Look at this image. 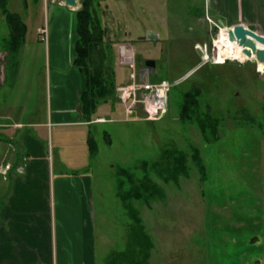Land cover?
I'll return each instance as SVG.
<instances>
[{
	"label": "rangeland",
	"instance_id": "374dc122",
	"mask_svg": "<svg viewBox=\"0 0 264 264\" xmlns=\"http://www.w3.org/2000/svg\"><path fill=\"white\" fill-rule=\"evenodd\" d=\"M155 1L157 7L151 8V2L145 1V11L138 8L137 12L145 26L160 30V38L137 39L132 35L129 41L122 37V21L119 23L109 15L102 19L100 6L95 13L104 29L108 25L109 31L116 26L121 29L112 41L105 37L104 31L102 42L104 47L112 46L109 50L112 56L109 54L105 65L114 70L115 85L129 80L130 69L119 63L118 56V44L127 42L133 46L135 68L143 73L145 82L165 79L171 83L165 115L158 120L146 119L142 105H138L135 113L126 118L115 87L113 95L99 103L92 117L94 121L84 125L85 131L80 127L60 128L52 133L42 127L26 131L40 141L43 150L40 155H33L42 159L43 164L36 163L33 167L46 173L44 178L48 179L50 173V182H55L56 195L53 197L51 192V199L57 207V225L63 230L57 245L55 241L51 243L58 254L54 262L82 264V258L93 253L95 264H106L112 251L122 249H125L123 256L141 259L142 254L137 255L139 246L129 244L130 229L134 226L129 208L135 203L147 216L146 230L154 243L149 251L152 264H264V74L259 75L254 57H246L244 61L230 57L218 41V27L212 26L209 31L208 23L197 19L201 0ZM18 2L22 6L21 0ZM15 3L9 0L8 9L16 10ZM47 5L50 8L46 15L53 11L55 16H61L62 27L72 34V38L60 39L65 53L60 61L67 72L77 71L76 66H67V55L69 62L75 51L74 10L58 3ZM127 14L130 18L131 13ZM7 31L8 24L0 12V46ZM194 40H208L203 44L207 54L204 51L200 55L193 49ZM148 59L155 61L154 66L145 65ZM77 73L82 77L81 72ZM60 85L67 95L65 105L69 106V83ZM195 85L201 89L199 115L209 112L217 119L219 137L215 140L206 141L195 121L183 122L179 118L183 94ZM89 136L95 147L89 143ZM167 146L188 153L187 177H179L178 184L166 183L150 169V177L161 185L166 198L156 204L151 199L150 204L154 205L151 211L141 201L126 205L116 194L117 168H129L139 180L144 175L141 161L156 160ZM194 148L199 150L204 166L203 178L192 157ZM7 167L3 163L0 170L7 171ZM171 204L180 206L181 214H188V219L183 220L188 222L183 224L187 227L173 224ZM218 208L247 224L252 222L254 230L250 225L240 232L229 225L220 230L215 225ZM227 219L220 218L224 224H228ZM54 223L53 220V231ZM154 225L157 227L152 228ZM252 232L256 236L253 241ZM140 249L144 251V244ZM170 257L172 261L168 260ZM182 257L188 261L179 260Z\"/></svg>",
	"mask_w": 264,
	"mask_h": 264
},
{
	"label": "crops",
	"instance_id": "0c3cea01",
	"mask_svg": "<svg viewBox=\"0 0 264 264\" xmlns=\"http://www.w3.org/2000/svg\"><path fill=\"white\" fill-rule=\"evenodd\" d=\"M8 1L6 0L7 7ZM14 1H16L14 4L16 10L12 12L20 15L26 26V32L24 43L16 55L15 71L10 69L11 62L9 63L7 48L10 33L9 25L8 31L3 35L4 42L0 46V90H2L0 92V168L3 163L8 166L7 171L2 172L0 170V264H55L58 260V254L51 243L55 241L57 245L59 234H62L63 230V228L59 230L57 225V207L52 204L51 199V192L53 197L56 195L55 182H50V173H48V179L44 178L46 173L36 171L33 167V164L36 163L43 164L42 159L33 156L40 155L43 150L40 141L32 136L30 137L26 131H35V128L39 127L45 128L43 131H51V133L66 127H80L82 131H85L84 125L94 121V118L90 121L84 120L80 110L79 95L85 86L83 74L82 77L78 75L77 71L80 72L79 69L67 72L60 61L61 55H65L62 51L63 47L60 44V39L64 40L69 36L72 38V34L66 33L64 27H62L63 18L59 15L55 16L53 11L51 15H46L50 7L44 0H21L22 6L18 0ZM76 1L77 5L75 7L65 5L74 10V13L81 6L80 0ZM145 1L151 2V8L157 7V5L154 6V3H157L155 0H95L94 4L96 6L94 9L96 11L98 6L101 7L102 19L109 15L119 23L122 21L123 24L120 26L123 31L122 37L129 41L132 35L137 39H142L140 37L148 31L156 33L157 38H160V30L145 26L139 17L137 9L141 8L145 11L143 6L147 5ZM201 1L202 9L196 17L199 21L208 23L209 31L212 30V26L207 16L223 27L242 23L264 35V0ZM127 11L131 13L132 17L127 18L129 17L126 16L128 15ZM0 12L5 18L1 7ZM40 27H46L47 29V35L44 39L41 38L38 31ZM108 27L109 25L104 29L105 37L112 41L116 38L115 34H118L121 29L116 26L114 31L112 29L109 31ZM207 41L194 40L195 47L193 46V49H196V45H203ZM113 44H116V42ZM74 58L75 51L71 59L69 57V62L67 55L68 68H74ZM259 75L263 76L262 73ZM60 83L64 85L69 83L68 88H70L71 94V104L69 106L65 105L67 95L64 93L63 88L61 89ZM52 88L53 94H51ZM98 116L101 115L96 117ZM30 156L32 158H29ZM45 180L46 184L44 183ZM165 198L166 193L164 191V197L154 198L152 203L162 201ZM133 201H141L150 211L154 206L152 203L147 204L142 200ZM134 207L138 208L135 203ZM171 208L173 224L176 225L177 223L180 227H187L183 224L188 222L183 220L188 219V214H181L180 206L171 204ZM137 210L143 232L151 240L146 230L147 216H143L140 209ZM216 215L218 219L215 225L220 230L227 228V225L236 229V232H240L241 228L247 227V225H250L254 230L252 222L247 224L246 221L240 218H234V215L224 209L218 208ZM221 217H227L228 224H224L220 220ZM53 220L55 221L54 231L52 229ZM149 220L151 221L152 218L149 217ZM254 226L256 227L255 224ZM156 227L154 225L152 228ZM130 230H132V227ZM253 232L250 236L251 241L256 239ZM141 240L142 243L135 242L131 237V243H129L130 245L139 246L137 255L142 254L141 259L139 257L138 259H131L129 255L123 256L125 249H122L121 251H112V256L110 260L106 261V264H121V261L127 264L130 261L131 263L137 261L136 264H146L145 252L140 249L145 243L143 235ZM152 244L153 248V241ZM86 255L82 258V264H95L93 253ZM168 260L172 261L173 258L170 257ZM179 260L187 262L188 258L182 257ZM147 264H152V253L150 252Z\"/></svg>",
	"mask_w": 264,
	"mask_h": 264
},
{
	"label": "trees",
	"instance_id": "16d2710c",
	"mask_svg": "<svg viewBox=\"0 0 264 264\" xmlns=\"http://www.w3.org/2000/svg\"><path fill=\"white\" fill-rule=\"evenodd\" d=\"M37 1V0H33ZM95 0H80L81 6L75 12L76 18V39H75V58L74 64L80 70L85 78V86L79 95V106L82 117L90 121L96 111L97 106L109 96H112L115 90L114 70L108 69L105 60L112 56V46H102L104 28L101 26L100 19L94 9ZM0 7L5 19L10 27L7 48L9 51L10 69L15 71L16 55L24 43L26 26L19 14L8 9L6 0H0ZM109 48V49H108ZM111 48V49H110ZM154 80V79H153ZM201 94L199 86L195 85L183 94L179 118L183 122L195 121L206 141L217 139L218 131L215 125L216 120L211 117L209 112L203 116L198 113L199 100ZM211 130V131H207ZM211 133V135H208ZM89 143L94 146L91 136L88 137ZM95 147V146H94ZM198 170L204 177V166L202 165L199 150L194 148L193 156ZM144 175L141 179H136L135 174L127 167L119 166L117 173L119 175L117 184V196L126 204L133 200H142L147 204L151 199L163 198L164 190L149 175V170L153 169L158 177L164 182H178L180 176L188 175V153L176 146H167L162 149L161 155L152 162L147 159L140 164ZM129 213L134 226L132 227V238L135 242L141 241V236L145 238L144 252L145 261L149 257V251L152 248V241L149 236L143 232L140 225L138 210L131 206ZM142 232V233H141Z\"/></svg>",
	"mask_w": 264,
	"mask_h": 264
},
{
	"label": "built area",
	"instance_id": "2783aa9c",
	"mask_svg": "<svg viewBox=\"0 0 264 264\" xmlns=\"http://www.w3.org/2000/svg\"><path fill=\"white\" fill-rule=\"evenodd\" d=\"M45 3L64 4V0H44ZM208 21L218 27L219 33L226 31L223 27L207 16ZM41 38H46V27L38 28ZM203 51L207 50L206 46H200ZM119 63L130 69L129 81L125 84L116 86L118 99L124 105L126 118L135 113L138 105H142L149 120H157L167 112V97L171 88V83L165 79L160 82H145L143 73H138L135 68V53L132 45L127 42L118 44ZM140 75V76H139ZM142 75V76H141ZM103 121V119H98ZM5 171V170H4Z\"/></svg>",
	"mask_w": 264,
	"mask_h": 264
},
{
	"label": "water",
	"instance_id": "95a60500",
	"mask_svg": "<svg viewBox=\"0 0 264 264\" xmlns=\"http://www.w3.org/2000/svg\"><path fill=\"white\" fill-rule=\"evenodd\" d=\"M65 4L70 6H76V0H64ZM229 39L231 41H238V44L242 46V52L248 58L254 55L257 63L264 64V35L258 33L257 31L250 29L243 25L242 23L234 24L227 29ZM158 35L152 31H148L145 35L140 38H157ZM198 53L201 50L196 47ZM155 61L148 59L145 61V65L148 67L154 66ZM262 72L264 73V66L262 67Z\"/></svg>",
	"mask_w": 264,
	"mask_h": 264
},
{
	"label": "bare ground",
	"instance_id": "6f19581e",
	"mask_svg": "<svg viewBox=\"0 0 264 264\" xmlns=\"http://www.w3.org/2000/svg\"><path fill=\"white\" fill-rule=\"evenodd\" d=\"M218 41L222 44V46L225 48L226 52L228 53V55L232 58H238L240 59L241 61L243 60H246L244 58H246L247 56H245L242 52V46H240L238 44V41L234 40V41H231L229 39V36L227 33H224V31H221L220 32V35H219V39ZM214 48H215V42H214ZM215 53V52H214ZM216 54V53H215ZM214 54V57L216 56ZM254 55L251 57L253 58ZM215 60L219 62L218 59H216L215 57ZM264 66L263 63H258V68L262 69V67Z\"/></svg>",
	"mask_w": 264,
	"mask_h": 264
}]
</instances>
